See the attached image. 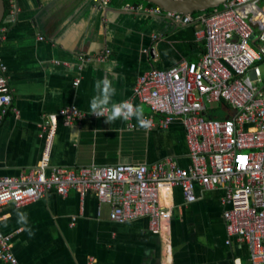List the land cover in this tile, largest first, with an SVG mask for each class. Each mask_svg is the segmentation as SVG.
<instances>
[{"label": "crops", "instance_id": "0c3cea01", "mask_svg": "<svg viewBox=\"0 0 264 264\" xmlns=\"http://www.w3.org/2000/svg\"><path fill=\"white\" fill-rule=\"evenodd\" d=\"M151 5L145 0H110L105 6L92 0L10 4L8 20L0 26L12 107L0 124V177L26 174L44 158L47 167L72 169L149 165L166 158L187 167L180 119L145 130L120 119L108 123L106 117L86 115L64 123L59 117L50 142L42 137L44 114L69 105L90 111L95 82L105 77L116 89L113 102L130 100L150 113L133 97L137 79L152 68L200 57L203 45L195 26L145 10ZM223 195L221 188L196 190V200L184 204L172 189L170 200L162 197L168 222L153 234L146 219L110 221L109 206L92 194L80 199L73 191L65 197L51 192L24 206L0 207V230L12 236L19 264H249L244 244L226 243ZM18 213L27 215L26 223L18 222Z\"/></svg>", "mask_w": 264, "mask_h": 264}, {"label": "built area", "instance_id": "2783aa9c", "mask_svg": "<svg viewBox=\"0 0 264 264\" xmlns=\"http://www.w3.org/2000/svg\"><path fill=\"white\" fill-rule=\"evenodd\" d=\"M9 1L13 7L14 0ZM92 1L102 6L110 2ZM249 6L261 8L250 20L241 11ZM214 8L197 14L166 11L158 5L145 9L177 24L194 25L195 37L203 45L195 62L152 68L133 87V97L150 110L145 118L152 121L151 128L181 120L187 167L166 158L149 165L72 169L47 167L44 158L26 174L0 177V207L24 206L51 192L65 197L73 191L80 199L92 194L109 206L110 221L146 219L148 230L158 234L170 217L162 197L170 200L172 189L190 204L196 200V190L221 188L226 243L236 239L247 247L249 264H264V0H225ZM221 103L226 116L210 117L212 109L207 106ZM11 108L6 66L0 57V124ZM90 111L69 105L44 114L42 137L50 142L59 117L64 123L86 115L104 117ZM127 122L129 128L138 126L133 118ZM11 237L0 230V261L19 264Z\"/></svg>", "mask_w": 264, "mask_h": 264}, {"label": "clouds", "instance_id": "9594fccd", "mask_svg": "<svg viewBox=\"0 0 264 264\" xmlns=\"http://www.w3.org/2000/svg\"><path fill=\"white\" fill-rule=\"evenodd\" d=\"M94 90L96 94L90 100L91 113H94L98 117H106V122L108 123H112L118 119L127 121L135 118L139 128L148 130L152 127V121L145 118L142 106L135 105L130 100L113 102L112 97L116 94V89L107 77L97 80ZM18 217V222H27V215L25 213H18Z\"/></svg>", "mask_w": 264, "mask_h": 264}, {"label": "water", "instance_id": "95a60500", "mask_svg": "<svg viewBox=\"0 0 264 264\" xmlns=\"http://www.w3.org/2000/svg\"><path fill=\"white\" fill-rule=\"evenodd\" d=\"M160 6L163 10L177 11L180 14H194L198 11L218 7L225 0H145ZM6 6L4 0H0V26L6 22Z\"/></svg>", "mask_w": 264, "mask_h": 264}, {"label": "trees", "instance_id": "16d2710c", "mask_svg": "<svg viewBox=\"0 0 264 264\" xmlns=\"http://www.w3.org/2000/svg\"><path fill=\"white\" fill-rule=\"evenodd\" d=\"M4 2H5V6H6V17L7 16H9V14H10V8H11V6H10V2H9V0H4ZM214 9H216V8H210V9H207L206 10V12H208V11H213ZM196 14H197V12H196ZM1 27H3V25H1ZM0 27V28H1ZM220 106H224L225 108H226V106H225V104L224 103H221V104H219L218 105V109L220 108ZM212 112H211V114H210V117H215V118H220V119H222V118H224V116H226L225 115V112H223V114H219V113H215V109L213 110H211Z\"/></svg>", "mask_w": 264, "mask_h": 264}, {"label": "rangeland", "instance_id": "374dc122", "mask_svg": "<svg viewBox=\"0 0 264 264\" xmlns=\"http://www.w3.org/2000/svg\"><path fill=\"white\" fill-rule=\"evenodd\" d=\"M261 8H258L257 7H254V6H249L247 8H243L241 11H242V14H244L246 16V18L248 20H250L253 16V12L254 11H258L260 10ZM261 71L262 73H264V68L261 67ZM207 108H210V109H215V110H218V105H208ZM223 114V113H222Z\"/></svg>", "mask_w": 264, "mask_h": 264}]
</instances>
